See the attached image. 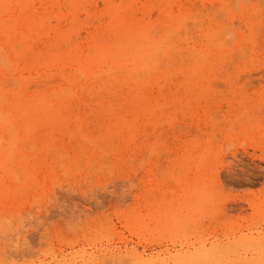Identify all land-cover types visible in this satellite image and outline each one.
<instances>
[{"label": "rangeland", "instance_id": "rangeland-1", "mask_svg": "<svg viewBox=\"0 0 264 264\" xmlns=\"http://www.w3.org/2000/svg\"><path fill=\"white\" fill-rule=\"evenodd\" d=\"M261 20L264 0H0V264H264Z\"/></svg>", "mask_w": 264, "mask_h": 264}, {"label": "bare ground", "instance_id": "bare-ground-1", "mask_svg": "<svg viewBox=\"0 0 264 264\" xmlns=\"http://www.w3.org/2000/svg\"><path fill=\"white\" fill-rule=\"evenodd\" d=\"M163 1H165V0H163ZM230 1H231V0H230ZM232 1H233V0H232ZM156 3H157V2H156ZM168 3H169V2H168ZM168 3L165 2V4H164L163 2H161L160 5L162 4V6L164 7V5H167ZM9 4H10V3H9ZM57 4H58V3H57ZM173 4H174V3H173ZM184 4H185V3H184ZM24 5H25V4H24ZM168 5H169V4H168ZM168 5H167V6H168ZM230 5H231V4H230ZM5 6H6V5H5ZM7 6H8V5H7ZM56 6H58V5H56ZM73 6H74V5H73ZM167 6H166V7H167ZM9 7H10V6H9ZM24 7H25V6H24ZM77 7H78V6H77ZM159 7H160V6H159ZM80 8H81V7H80ZM168 8H169V6H168ZM235 8H236V7H235ZM8 9H10V8H8ZM132 9H133V8H132ZM259 9H260V8H259ZM10 10H11V9H10ZM23 10H24V9H23ZM23 10H21V11H23ZM162 10H163V9H162ZM11 11H12V10H11ZM69 11H72V10H69ZM69 11H68V12H69ZM74 11H75V10H74ZM262 11H263V10H262ZM23 12H24V11H23ZM26 12H27V10H26ZM26 12H24V13H26ZM49 12H50V11H49ZM164 12H165V11H164ZM195 12H196V10H195ZM9 13H10V12H9ZM24 13H23V14H24ZM145 13H146V12H145ZM226 13H227V12H226ZM17 14H19V13H17ZM143 14H144V13H143ZM193 14H194V13H193ZM12 15H14V14H12ZM33 15H34V12H33ZM67 15L70 16V14H67ZM71 15H73V14H71ZM124 15H126V13H125ZM163 15H164V14H163ZM198 15L200 16V14H197V17H198ZM34 16H35V15H34ZM43 16H44V15H43ZM126 16H128V17H127V19H128L130 15L127 14ZM143 16H145V15H143ZM202 16H204V15H202ZM202 16H201V17H202ZM17 17H18V16H17ZM23 17H24V16H23ZM30 17H31V16H30ZM72 17L74 18L75 16H72ZM77 17H78V16H76V18H77ZM161 17H162V16H161ZM188 17H192V16L188 15ZM188 17H187V18H188ZM15 18H16V16H15ZM15 18H14V19H15ZM69 18H70V17H69ZM120 18H121V16H120ZM120 18H119V20H120ZM187 18H186V19H187ZM193 18H194V17H193ZM1 19H2V18H1ZM4 19H5V18H4ZM44 19H45V18H44ZM135 19H136V18H135ZM145 19H146V18H145ZM220 19H221V18H220ZM225 19H226V18H225ZM225 19H224V20H225ZM5 20H6V19H5ZM71 20H72V18H71ZM121 20H122V19H121ZM136 20H137V19H136ZM166 20H167V19H166ZM188 20L190 21V19H188ZM251 20H252V19H251ZM8 21H9V20H8ZM12 21H13V20H12ZM29 21H32V20H29ZM72 21H73V20H72ZM74 21H76V20H74ZM113 21H114V20H113ZM189 21H186V26H188V25L190 24ZM1 22H2V20H1ZM23 22H24V21H23ZM33 22H34V21H33ZM44 22H45V21H44ZM121 22H122V21H121ZM121 22H120V23H121ZM223 22H224V21H223ZM226 22H227V21H226ZM262 22H264V20H261V23H260L261 25H264ZM12 23H13V22H12ZM15 23H16V22H15ZM19 23H20V22H18V24H19ZM28 23H29V22H28ZM39 23H40V22H39ZM120 23H119V24H120ZM159 23L161 24V21H160ZM187 23H188V24H187ZM197 23H198V22H197ZM224 23H225V22H224ZM1 24H3V23H1ZM4 24H5V23H4ZM30 24H32V23H30ZM36 24H37V23H36ZM44 24H47V23H44ZM44 24H42L41 26H44ZM142 24H143V23H142ZM182 24H183V23H182ZM257 24H258V23H257ZM47 25H48V24H47ZM47 25H46V26H47ZM74 25H75V23H74ZM77 25H78V24H77ZM77 25H75V26L78 27ZM129 25H130V24H129ZM164 25H165V24H164ZM175 25H176V24H175ZM183 25H184V24H183ZM196 25H197V24H196ZM224 25L226 26V23H225ZM224 25H223V28H222V32H223V29L225 28ZM227 25H228V24H227ZM26 26H27V24H26ZM32 26H33V25H32ZM158 26H159V25H156L155 27H157V29H158ZM189 26H190V25H189ZM228 26H229V25H228ZM7 27H9V25H8ZM10 27H11V26H10ZM37 27H38V29H39V26H37ZM47 27H48V26H47ZM47 27H45V28L42 27V30L46 29ZM120 27H121V24H120ZM123 27H124V26H123ZM137 27H139V26H137ZM161 27H162V26H161ZM171 27H173V26H171ZM258 27H259V26H258ZM260 27H261V26H260ZM17 28H18V27H17ZM26 28H27V27H26ZM43 28H44V29H43ZM78 28H79V27H78ZM139 28H140V27H139ZM190 28H191V26H190ZM193 28H195V27H193ZM0 29H1V28H0ZM5 29H8V28H5ZM27 29H28V28H27ZM32 29H33V27H32ZM72 29H73V28H72ZM75 29H77V28H75ZM136 29H137V28H136ZM153 29H154V28H153ZM181 29H182V28L180 27V30H179V31H181ZM256 29H258V28H256ZM256 29H255V30H256ZM14 30H16V29H14ZM30 30H31V29H30ZM33 30L35 31V29H33ZM116 30H117V29H116ZM126 30H127V29H126ZM137 30H138V29H137ZM155 30H156V29H155ZM170 30H171V29H168V32H170ZM175 30H176V29H175ZM250 30H251V29H250ZM260 30H261V29H260ZM263 30H264V29H263ZM263 30H262V31H263ZM0 31H2V30H0ZM7 31H8V30H7ZM36 31H37V30H36ZM127 31H128V30H127ZM133 31H136V30H134V28H133ZM152 31H154V30H151V33H152ZM163 31H164V30H163ZM8 32H9V31H8ZM16 32H18V31H16ZM20 32H21V31H20ZM23 32H24V31H23ZM131 32H132V31H131ZM154 32H155V34L158 33V31H157V32L154 31ZM160 32H162V31H160ZM174 32H175V31H174ZM176 32H177V30H176ZM181 32H182V31H181ZM183 32H184V31H183ZM190 32H191V31H190ZM224 32H225V31H224ZM5 33H6V32H5ZM10 33H11V32H10ZM32 33H33V32H32ZM43 33H44V32H43ZM96 33H98V32H96ZM188 33H189V32H188ZM211 33H212V32H211ZM261 33H262V32H261ZM15 34H16V33H15ZM18 34H20V33H18ZM30 34H31V33H30ZM40 34H41V30H40ZM44 34H45V33H44ZM56 34H57V32H56ZM59 34H60V33H59ZM77 34H79V33H77ZM148 34H149V36H150V33H148ZM224 34H225V33H224ZM227 34H228V33H227ZM257 34H258V33H257ZM262 34H263V33H262ZM90 35H91V34H90ZM98 35H99V34H98ZM105 35H106V34H105ZM152 35H153V34H152ZM160 35H161V34H160ZM171 35H172V34H171ZM186 35H187V34H186ZM194 35H195V34H194ZM260 35H261V34H260ZM4 36H5V35H4ZM91 36H93V34H92ZM177 36H178V35H177ZM250 36H252V34H251ZM261 36H262V35H261ZM261 36H260V37H261ZM263 36H264V35H263ZM20 37L22 38V36H20ZM20 37H18V38H20ZM25 37H26V36H25ZM29 37H30V36H29ZM171 37H172V36H171ZM194 37H195V36H194ZM260 37H259V38H260ZM59 38H60V37H59ZM59 38H58V39H59ZM196 38H197V37H196ZM217 38H220V39H221V36H219V37L217 36ZM250 38H251V37H250ZM252 38H253V36H252ZM12 39H13V38H12ZM14 39H15V38H14ZM14 39H13V40H14ZM42 39H43V38H42ZM90 39H91V38H90ZM90 39H89V40H90ZM149 39H150V37H149ZM188 39H189V38H188ZM214 39L216 40V38H214ZM220 39H219V40H220ZM222 39H223V38H222ZM226 39H227V38H226ZM253 39H255V37H254ZM261 39H262V37H261ZM261 39H260V40H261ZM16 40H17V39H16ZM16 40H14V41H16ZM23 40H24V39H23ZM30 40H31V39H30ZM44 40H45V39H44ZM95 40H96V39H95ZM103 40H105V39L103 38ZM143 40H144V39H143ZM155 40H157V38H156ZM155 40H153V41L155 42ZM219 40H218V41H219ZM34 41H35V37H34ZM34 41H33V42H34ZM251 41H252V39H251ZM262 41H263V39L261 40V42L259 41V42H260V46H259V48L261 47V43H263ZM16 42H17V41H16ZM16 42H15V43H16ZM18 42H19V41H18ZM18 42H17V43H18ZM23 42H24V41H23ZM25 42H26V41H25ZM88 42H89V41H88ZM90 42H91V41H90ZM97 42H98V41H97ZM227 42H228V41H227ZM252 42L255 43L256 40H255V41H252ZM259 42H258V43H259ZM8 43H9V42H8ZM92 43H93V42H92ZM151 43H153V42H151ZM13 44H14V43H13ZM101 44H102V43H101ZM255 44L258 45L257 43H255ZM8 45H9V44H8ZM11 45H12V44H11ZM88 45H89V44H88ZM148 45H149V44H148ZM12 46H13V45H12ZM16 46H17V45H16ZM154 46H155V45H154ZM251 46H252V45H251ZM17 47H18V46H17ZM79 47H81V46H79ZM82 47L84 48L85 46H82ZM87 47H88V46H87ZM91 47H92V46H91ZM149 47H150V46H149ZM262 47H263V46H262ZM93 48H95V47H93ZM16 49H17V48H16ZM20 49H21V48H20ZM20 49H19V50H20ZM84 49H85V48H84ZM84 49H83V51H84ZM250 49H251V48H250ZM256 49H257V48H256ZM78 50H79V49H78ZM88 50H89V49H88ZM156 50H158V49L156 48ZM156 50H155V51H156ZM191 50H192V49H191ZM246 50H247V49H246ZM81 51H82V50H81ZM83 51H82V52H83ZM86 51H87V49H86ZM248 51L251 52V50H249V49H248ZM248 51H247V52H248ZM256 51H257V50H256ZM14 52H15V51H14ZM16 52H17V51H16ZM79 52H80V51H79ZM82 52H81V53H82ZM17 53H18V52H17ZM19 53H20V52H19ZM84 53H85V52H83V54H84ZM148 53H149V52H148ZM148 53H147V54H148ZM157 53H159V52H157ZM184 53H186V52H184ZM172 54H173V53H172ZM177 54H178V53H177ZM198 54H199V53H198ZM252 54H253V53H252ZM200 55H201V54H200ZM200 55H199V56L197 55V56H198V59H199V58H202V60H204V58L206 59V55H205L204 58H203L202 56L200 57ZM225 55H226V54H225ZM231 55H232V54H231ZM231 55H230V56H231ZM254 55H255V54H254ZM256 55H257V54H256ZM256 55H255V56H256ZM260 55H261V54H260ZM80 56H81V55H80ZM157 56H158V55H156V56H152L151 58L153 59V58L155 57V59H156ZM174 56H175V55H174ZM177 56H178V55H177ZM177 56H176V57H177ZM248 56H249V55H248ZM57 57H58V56H57ZM81 57H82V56H81ZM89 57H90V56H89ZM171 57H172V56H171ZM232 57H233V56H232ZM245 57H247V56L245 55ZM16 58H17V57H16ZM82 58H83V57H82ZM172 59H173V58H172ZM222 59H223V58H222ZM222 59H221V60H222ZM234 59H237V58H234ZM15 60L17 61V59H15ZM189 60H190V59H189ZM254 60H256V59H254ZM82 61H83V60H82ZM82 61H81V62H82ZM174 61H175V60H174ZM176 61H177V60H176ZM199 61H201V60H200V59L197 60V62H199ZM204 61H205V60H204ZM232 61H233V60H231V62H232ZM235 61H236V60H235ZM85 62H86V61H85ZM168 62H169V61H168ZM233 62H234V61H233ZM220 63H221V62H220ZM235 63H236V62H235ZM176 64H177V63H175V65H176ZM218 64H219V63H218ZM228 64H229V63H228ZM246 64L248 65V67L250 66L248 63H246ZM214 65H215V64H214ZM230 65H231V64H230ZM247 65H246V66H247ZM172 66H173V65H172ZM185 66H186V65H185ZM216 66H217V63H216ZM231 66H232V65H231ZM241 66H242V65H241ZM176 67H177V66H176ZM224 67H225V65H224ZM224 67H223V68H224ZM226 67H227V66H226ZM223 68H222V69H223ZM229 68H230V67H229ZM138 69H139V68H138ZM147 69H148V68H147ZM218 69H219V68H218ZM80 70H81V69H80ZM135 70H136V69H135ZM137 71H138V70H137ZM148 71H150V69H149ZM261 72H262V71H261ZM261 72H260V73H261ZM263 72H264V71H263ZM118 73H120V72H118ZM140 73H141V72H140ZM140 73H139V74H140ZM144 73H145V72H144ZM177 73H178V72H177ZM149 74H150V73H148V75H149ZM216 74H217V73H216ZM70 75H71V73H70ZM74 75H75V74H74ZM137 75H138V73H137ZM140 75H142V74H140ZM140 75H138V76H139L140 78H142V76H140ZM53 76L55 77V75H53ZM57 76H58V75H57ZM76 76H77V75H76ZM133 76H135V74H134ZM180 76H181V75H180ZM72 77H73V76H71L70 78H72ZM135 77H136V76H135ZM135 77H133V78H135ZM190 77H191V76H190ZM136 78H138V77H136ZM11 79H12V78H11ZM8 80H9V79H8ZM8 80H7V81H8ZM57 80H58V78H57ZM76 80H77V79H76ZM135 80H136V79H135ZM15 81H16V80H15ZM51 81H52V80H51ZM73 81H75V80H73ZM136 81H137V80H136ZM49 82H50V81H49ZM150 82H151V81H150ZM5 83H6V82H5ZM10 83H11V82H10ZM17 83H18V82H17ZM19 83H20V82H19ZM27 83H28V82H27ZM44 83H45V81H44ZM52 83H53V82H52ZM13 84H14V83H13ZM19 87H20V86H19ZM29 88H31V86H30ZM38 88H39V87H38ZM64 90H65V89H64ZM64 90H62V91H64ZM66 90H67V89H66ZM133 91H134V90H133ZM41 92H42V91H41ZM52 93H53V92H52ZM57 93H58V92H57ZM49 96H50V94H49ZM52 96H53V95H52ZM43 97H45V96H43ZM46 97H47V96H46ZM54 97H55V96H54ZM59 97H60V96H59ZM85 97H86V96H85ZM47 98H48V97H47ZM41 99H42V98H41ZM86 99H87V98H86ZM95 99H96V97H95ZM97 100H98V98H97ZM41 101H42V100H41ZM47 101H48V100H47ZM51 101H52V100H51ZM92 101H93V100H92ZM137 102H138V101H137ZM52 105H53V104H52ZM97 105H98V104H97ZM46 106H47V105H46ZM48 106H49V105H48ZM82 106H83V105H82ZM47 109H48V108H47ZM51 109H52V108H51ZM98 110H99V109H98ZM98 110H96V111H98ZM19 111H21V110H19ZM96 111H95V112H96ZM1 112H2V111H1ZM82 113H83V112H82ZM90 113H91V112H90ZM90 113H89V115H90ZM2 114H5V113H2ZM93 115H94V114H92V116H93ZM3 116H4V115H3ZM90 116H91V115H90ZM90 116H88L87 118H89ZM92 116H91V117H92ZM91 117H90V118H91ZM8 119H9V118H8ZM0 120H1V119H0ZM23 121H24V120H23ZM8 123H9V122H8ZM10 123H11V122H10ZM81 123H82V122H81ZM7 125H8V124H7ZM86 126H87V125H86ZM82 127H83V126H82ZM46 128H47V127H46ZM79 128H80V127H79ZM85 128H86V127H85ZM119 128H120V127H119ZM130 129H131V128H130ZM17 130H18V129H17ZM65 130H66V129H65ZM11 131H12V130H11ZM54 131H55V130H54ZM17 132H18V131H17ZM68 132H69V131H68ZM118 132H119V131H118ZM70 133H71V132H70ZM12 134H13V133H12ZM71 134H72V133H71ZM91 134H92V133H91ZM15 135H16V134H15ZM28 135H29V134H28ZM65 135H66V134H65ZM21 136H22V135H21ZM90 136H91V135H90ZM130 136H131V135H130ZM28 137H29V136H28ZM85 137H86V136H85ZM109 138H110V136H109ZM131 138H132V137H131ZM132 139H134V138H132ZM137 139H138V138H137ZM55 140H56V139H55ZM60 140H61V139H60ZM111 140H112V139H111ZM129 140H130V139H129ZM16 141H17V140H16ZM58 141H59V140H58ZM21 142H22V139H21ZM27 142H28V141H27ZM95 142H97V141L95 140ZM58 143H59V142H58ZM58 143H57V144H58ZM126 143H127V142H126ZM128 143H129V142H128ZM140 143H141V141H140ZM31 144H32V143H31ZM45 144H46V143H45ZM91 144H92V143H91ZM7 145H8V144H7ZM12 145H13V144H12ZM104 145H105V144H104ZM104 145H103V146H104ZM115 145H116V144H115ZM141 145H142V144H141ZM31 146H32V145H31ZM96 146H97V145H96ZM96 146H94V147H96ZM0 147H1V143H0ZM22 147H23V146H22ZM2 148H3V147H2ZM98 148H99V147H98ZM104 148H105V147H104ZM26 149H27V148H26ZM32 149H33V148H32ZM38 149H39V148H38ZM59 149H60V148H59ZM136 149H137V148H136ZM11 150H12V149H11ZM33 150H34V149H33ZM113 150H114V149H113ZM52 151H53V149H52ZM60 151H62V150H60ZM137 151H138V150H137ZM37 152H38V150H37ZM63 152H64V151H63ZM63 152H62L61 155H64V153H66V152H64V153H63ZM81 152H82V150H81ZM105 152H107V151H105ZM46 153H47V152H46ZM47 154H48V153H47ZM47 154H46V155H47ZM105 155H106V154H105ZM132 155H133V154H132ZM73 156H74V155H73ZM57 157H58V156H57ZM57 157H56V158H57ZM15 158H16V157H15ZM41 158H42V157H41ZM41 158H40V159H41ZM54 158H55V157H54ZM74 158H75V157H74ZM9 159H10V158H9ZM13 159H14V158H13ZM45 159H46V158H45ZM45 159H44V160H45ZM103 159H104V158H103ZM65 161H66V160H65ZM127 161H129V159H128ZM7 162H8V161H7ZM34 162H35V161H34ZM36 162H37V161H36ZM40 162H41V161H40ZM58 162H61V161H58ZM75 162H76V161H75ZM124 162H125V161H124ZM17 163H18V161H17ZM53 163H54V162H53ZM125 163H127V162H125ZM128 163H129V162H128ZM78 164H79V163H78ZM51 165H52V164H51ZM54 166H55V165H54ZM54 166H53V167H54ZM61 166H62V165H60V167H61ZM88 166H89V165H88ZM60 167H59V168H60ZM19 168H20V167H19ZM36 169H37V168H36ZM18 171H19V170H18ZM10 173H11V172H10ZM14 173H15V172H14ZM18 175H19V174H18Z\"/></svg>", "mask_w": 264, "mask_h": 264}]
</instances>
